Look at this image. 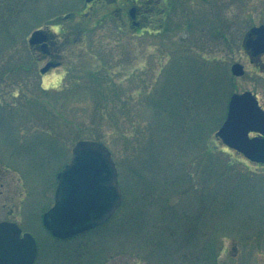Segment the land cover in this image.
Here are the masks:
<instances>
[{
    "label": "rangeland",
    "instance_id": "rangeland-1",
    "mask_svg": "<svg viewBox=\"0 0 264 264\" xmlns=\"http://www.w3.org/2000/svg\"><path fill=\"white\" fill-rule=\"evenodd\" d=\"M156 5L135 33L113 4L88 15L84 0H0V221L35 236L33 264H264V165L215 135L232 92L264 108V55L242 47L264 0ZM37 28L58 35L63 67L40 72ZM93 136L123 201L96 228L54 237L42 214L57 172Z\"/></svg>",
    "mask_w": 264,
    "mask_h": 264
},
{
    "label": "water",
    "instance_id": "water-1",
    "mask_svg": "<svg viewBox=\"0 0 264 264\" xmlns=\"http://www.w3.org/2000/svg\"><path fill=\"white\" fill-rule=\"evenodd\" d=\"M45 39V31L36 29L28 42L34 45ZM243 46L250 56L264 52V25L252 26L244 36ZM47 67L48 64L41 71ZM231 71L241 75L243 65L235 62ZM250 131L260 135L249 136ZM215 135L249 159L264 163V109L251 91L230 96L226 118ZM117 175L106 145L78 140L70 160L57 174L54 203L42 216L46 228L54 236L65 238L108 219L122 200ZM20 234L16 223L0 222V264L33 263L37 253L35 239L29 232Z\"/></svg>",
    "mask_w": 264,
    "mask_h": 264
},
{
    "label": "flooded vegetation",
    "instance_id": "flooded-vegetation-1",
    "mask_svg": "<svg viewBox=\"0 0 264 264\" xmlns=\"http://www.w3.org/2000/svg\"><path fill=\"white\" fill-rule=\"evenodd\" d=\"M98 2L105 5L113 4L114 7L112 12L115 15V18H125L123 22L135 33H138L142 29H146L148 27L151 23L150 21H153V14H158L159 11L162 13L164 12L161 8V10H156L158 6L156 5L157 0H144V2H138V0H91L89 2H85L87 13H89L88 15H90L92 12L91 10L94 9L95 4ZM45 30L46 39L42 42L34 44L33 47L38 50L39 60H45V64H49V68L46 71L48 72L52 68L55 69L63 67L64 63L61 57L62 44L59 40L60 38L55 31H51L49 29Z\"/></svg>",
    "mask_w": 264,
    "mask_h": 264
},
{
    "label": "trees",
    "instance_id": "trees-1",
    "mask_svg": "<svg viewBox=\"0 0 264 264\" xmlns=\"http://www.w3.org/2000/svg\"><path fill=\"white\" fill-rule=\"evenodd\" d=\"M181 106L183 107V108H182V109H183L182 116H184V118H186V116H187V117H190V114H191V113L189 112V108H188L187 106H185V103H184V105H181ZM187 108H188V113H189L188 115H187ZM92 138H93V139H96V140H100V139L98 138V136H93Z\"/></svg>",
    "mask_w": 264,
    "mask_h": 264
},
{
    "label": "clouds",
    "instance_id": "clouds-1",
    "mask_svg": "<svg viewBox=\"0 0 264 264\" xmlns=\"http://www.w3.org/2000/svg\"><path fill=\"white\" fill-rule=\"evenodd\" d=\"M55 27H57V30H58V26H55Z\"/></svg>",
    "mask_w": 264,
    "mask_h": 264
}]
</instances>
